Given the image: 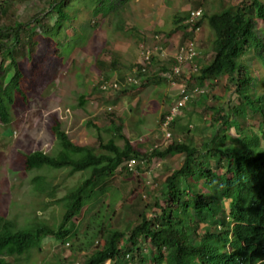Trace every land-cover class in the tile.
<instances>
[{"label":"trees","instance_id":"obj_1","mask_svg":"<svg viewBox=\"0 0 264 264\" xmlns=\"http://www.w3.org/2000/svg\"><path fill=\"white\" fill-rule=\"evenodd\" d=\"M16 1H0L1 126L10 123V111L17 100L26 102L33 82L40 83L44 74L54 70L56 64H63L76 48H82L77 45L85 42L87 35L73 25L79 13L86 12L91 18L89 27L93 28L92 19L102 20L111 14L117 17L131 0H47L42 18L37 14L24 23L15 17ZM195 5L201 9L205 0ZM188 15L185 13L183 19L175 17L172 29L162 36L178 35L183 45L192 37L184 25ZM255 20L263 24L264 30L263 1L241 0L210 14L201 9L195 26L200 28L206 21L213 35L208 61L201 63L202 57H194L196 70L177 76L172 74L171 58L154 73L152 67L158 60L152 52L144 73H137V85H123L124 79L119 77L118 90L98 98L108 108L105 114L113 115L117 114L116 106H123L122 98L133 99L150 86H169L172 81L174 85L169 87L175 94L169 101L171 108L181 100L179 91L183 87L188 91L202 90L208 82L226 76L239 102L213 98L219 105L203 109L200 116L205 123L199 143L191 135L180 139L175 129L183 108L201 94L184 102L180 114L166 127L163 125L170 108L159 114L156 127L169 135L160 146L147 141L131 144L141 133L131 141L123 123L117 124L118 116L116 120L104 118L101 127L88 121L86 126L95 127L100 134L104 132L106 138L98 134L95 144L78 146L54 119L51 133L66 153L51 156L32 151L24 156V170L65 168L67 176L81 171L87 176L56 201L61 203L62 212L53 225L16 228L0 218V264H6L3 258L38 250L44 240L69 246L78 238V226L73 222L76 217L81 213H86V219L99 217L95 203L108 207L113 215V193L118 194L121 210L133 220L121 223L122 228H112L110 218L104 219L107 225L102 221L97 226L87 223L82 230L84 248L78 247L72 251L71 259H62L58 264H73L75 260V264H264V94H248L253 80L243 61L249 56L258 61L262 73L257 79L264 86V38L256 30ZM154 33L155 39L161 35ZM94 64L101 73H119V65L112 57L109 62L97 58ZM135 68L140 69L138 65ZM104 79L108 80L107 76ZM84 102L85 96H80L78 106ZM207 131L210 134L205 137ZM175 156L181 157V163L171 170L166 161ZM155 163L161 164L164 174L155 178L154 187L143 194L137 169L144 165L150 170ZM133 166L137 175L132 177ZM35 180L33 189L43 193V177ZM97 239L102 244L91 249ZM82 249L87 252L79 261L76 255Z\"/></svg>","mask_w":264,"mask_h":264},{"label":"rangeland","instance_id":"obj_2","mask_svg":"<svg viewBox=\"0 0 264 264\" xmlns=\"http://www.w3.org/2000/svg\"><path fill=\"white\" fill-rule=\"evenodd\" d=\"M197 1L199 0H131L124 10L119 11L117 17L111 14L102 20L92 19L95 24L93 28L89 27L91 18L86 12L78 14L73 25L81 27L82 33L87 35V40L77 45L82 48H76L66 60L64 59L63 64H56L54 70L41 77L40 83L33 82L26 102L22 104L17 100L12 107L10 123L7 126L0 125L1 219L9 221L16 228H27L34 224L53 225L62 212L61 203L56 201L86 178L87 172L82 171L67 176L68 170L65 168L24 170L22 166L24 156L32 151H40L51 156L66 153L51 133L50 127L54 119L59 121L61 130L78 146L95 144L96 137L100 134L95 127L86 126L88 121L93 120L94 124L101 127L104 118L116 120L118 117L120 120L118 119L117 124L123 123L125 133L131 141L136 133H141L139 139L132 141L131 144L147 141L160 146L166 141L167 136L156 127V119L161 109L165 110L168 104L164 102L166 90L158 85L149 98L142 96L148 88L133 99L124 97L121 99L123 106L114 108L117 114L106 115L108 108L104 107L103 100L98 98L108 96L110 92L100 93L98 83L105 80L104 76H107V81L116 79L119 81V77L124 79L139 62L141 48L150 50L159 58L158 63L152 67L153 72L156 73L160 65L164 64L166 59H170L181 44L180 37L174 36L173 39L167 40L162 36L163 33H168L172 29V21L175 17L183 19L185 13L197 9L195 5ZM240 1L205 0V6L201 9L210 14L219 12L223 6L235 5ZM259 1L264 2V0ZM46 4L47 0H17L15 17L22 23L28 22L37 14L38 18H42L44 10H47ZM255 28L262 32L261 36L264 38V30H261L263 24L255 20ZM156 31L161 32L158 39H155ZM211 36L213 37L212 32L205 21L201 24L198 35L194 37L195 51L199 57H202L199 60L201 63L208 61L211 56ZM23 55L25 56L26 53ZM111 57L117 61L119 73H101L95 68L94 61L97 58L109 62ZM243 61L247 66L248 76L253 80L247 88L248 94L263 95L264 86L261 85V79H257L258 74L262 73L258 61L250 56L244 57ZM164 87L168 89V94L172 95L173 87L167 84ZM232 87V82L228 81L226 76L208 82L203 87L200 98L195 97L190 101L181 111V116L177 118L175 130H179L178 137L185 139L187 135H191L197 143L201 142L200 129L205 123L200 116L203 109L211 105L214 107L219 105L213 98L220 100L230 98L233 104H237L239 100L232 94ZM80 96H85V102L81 107L78 106ZM242 105L239 107H243ZM209 134L210 132L207 131L204 136L208 137ZM100 135L106 138L104 132ZM166 162V165L174 170L181 163V157L175 156ZM132 168L133 177L137 173L135 167ZM138 169L142 183L140 188H144L143 194L145 190L154 187L155 178H160L164 174L160 163L150 165V170H146L144 165H140ZM37 176L43 177V193L33 189L37 182V180L34 182V178ZM49 193L52 196H48ZM118 201V194L113 193L111 197L113 215L111 209L95 203L97 208L99 206L98 218L86 219V213L85 215L81 213L73 220L78 226L79 233L76 236L78 238H74L71 242L72 248H70L71 244L62 246L44 240L38 250H32L29 254L19 257H6L3 258L4 261L6 264H58L62 259H69L71 253L73 254L72 251L84 248L86 245L82 230L87 223L97 226L102 224L101 221L105 222V218H110L109 225L112 228H122L119 226L121 223L133 220L131 215L121 210ZM104 225H107V222ZM97 240V244L94 243L91 249L102 244L99 239ZM84 250L78 252L77 260L80 261L85 255L87 251ZM146 254H149L148 250ZM76 262L75 260L72 263Z\"/></svg>","mask_w":264,"mask_h":264},{"label":"built area","instance_id":"obj_3","mask_svg":"<svg viewBox=\"0 0 264 264\" xmlns=\"http://www.w3.org/2000/svg\"><path fill=\"white\" fill-rule=\"evenodd\" d=\"M2 1V0H0ZM201 15V9H196L189 12L188 17L184 21V25H187V31L188 33L192 34V37L188 39L183 45L178 47L175 55H173L174 65L172 67V74L173 75H181L183 73H186L187 71H195L196 67L193 64V59L196 57L197 53L195 51L194 47V37L199 33L200 28L195 26L196 22L199 20ZM151 51L147 49H142L140 53V60L137 63L140 67L139 70L136 68H133L131 72L124 78L123 85H137L139 78L137 77V73H144L145 66L149 61V58L151 57ZM184 68V70H182ZM173 82H169V86H173ZM119 82L117 80L107 81V80H101L99 82V90L103 93L111 92L118 90L119 88ZM201 89H196L193 91H188L183 87L179 91V95L182 96L181 100L177 102L173 107L169 110V115L163 125V127H166L168 121L172 120L175 116L180 114V108L184 104V102H187L193 95L195 94H201ZM168 137L169 135L166 134ZM166 137V138H167Z\"/></svg>","mask_w":264,"mask_h":264},{"label":"crops","instance_id":"obj_4","mask_svg":"<svg viewBox=\"0 0 264 264\" xmlns=\"http://www.w3.org/2000/svg\"><path fill=\"white\" fill-rule=\"evenodd\" d=\"M197 35H198V34H197ZM174 36L177 37V38L179 37L178 35H173V36H171L170 38H166V39H167V40H168V39L170 40L171 38L173 39ZM172 57H173V56H171L170 59H171ZM170 59H166V60L163 59V60H165L164 62L167 63V61H169ZM157 60H159L158 57H157ZM156 87H157V86H156ZM159 87H162L164 90H166L165 98H164V102H167V103H168L166 109L163 110L164 108H162V109H161L162 111H161L160 113H162V112H164V111L167 112V111L169 110V108H170V102H169V101H170V99H172V98L174 97L173 93L175 94V92H173V93L171 92L172 95L168 96V95H169V94H168V89H167L166 87H164V85H159ZM146 90H147V92H146V93H142V96H146V97L148 96V98H149V97L151 96V92H152L153 90H155V88H153V86H150V87H148V89H146ZM167 97H168L169 99H168ZM158 118H159V116L157 117V119H158ZM157 119H156V120H157ZM134 122H135V121H134Z\"/></svg>","mask_w":264,"mask_h":264},{"label":"clouds","instance_id":"obj_5","mask_svg":"<svg viewBox=\"0 0 264 264\" xmlns=\"http://www.w3.org/2000/svg\"><path fill=\"white\" fill-rule=\"evenodd\" d=\"M187 33H188V31H187ZM180 47V46H179ZM175 55V54H174ZM198 55H196V57H197ZM138 65V64H137ZM195 67H196V65H195ZM135 68V67H134ZM125 78V77H124ZM117 80V79H116ZM118 81V80H117ZM119 82V81H118Z\"/></svg>","mask_w":264,"mask_h":264}]
</instances>
